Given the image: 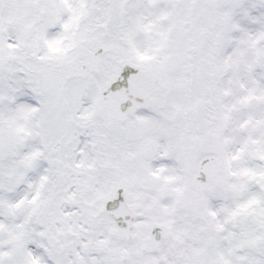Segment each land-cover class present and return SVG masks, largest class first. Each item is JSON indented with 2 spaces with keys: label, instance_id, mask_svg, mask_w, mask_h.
<instances>
[{
  "label": "snow or ice",
  "instance_id": "1",
  "mask_svg": "<svg viewBox=\"0 0 264 264\" xmlns=\"http://www.w3.org/2000/svg\"><path fill=\"white\" fill-rule=\"evenodd\" d=\"M0 264H264V0H0Z\"/></svg>",
  "mask_w": 264,
  "mask_h": 264
}]
</instances>
